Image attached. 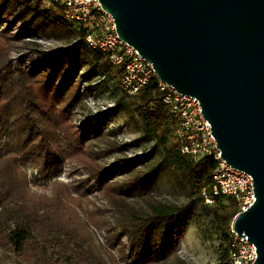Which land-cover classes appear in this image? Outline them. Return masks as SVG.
<instances>
[{
	"label": "trees",
	"instance_id": "1",
	"mask_svg": "<svg viewBox=\"0 0 264 264\" xmlns=\"http://www.w3.org/2000/svg\"><path fill=\"white\" fill-rule=\"evenodd\" d=\"M0 20L9 23L0 30V248L21 264H188L177 255L179 241L195 219L205 218L224 243L216 264H230L231 226L239 207L225 196L205 204L201 190L211 185L215 161L180 152L173 131L177 119L163 102L156 79L136 95H125L121 71L106 53L86 43L87 29L63 17L62 0L48 6L41 0H0ZM31 36L54 39L60 46L42 49ZM77 75L85 94L108 91L114 84L121 97L110 111L116 113L127 102L123 111L129 108L141 126L132 145L153 144L150 151L127 158L125 146L109 140L105 114L90 116ZM150 155L157 159L150 162ZM72 162L89 175L73 191L84 198V189L93 183L113 211L110 219H88L107 230L118 261L105 257L90 239L77 215L75 206L81 203L71 199L70 188L54 181L50 198L27 190V168L50 180ZM165 172L186 202H163L154 195Z\"/></svg>",
	"mask_w": 264,
	"mask_h": 264
},
{
	"label": "water",
	"instance_id": "2",
	"mask_svg": "<svg viewBox=\"0 0 264 264\" xmlns=\"http://www.w3.org/2000/svg\"><path fill=\"white\" fill-rule=\"evenodd\" d=\"M158 80L195 98L220 157L253 181L231 229L264 264V0H97Z\"/></svg>",
	"mask_w": 264,
	"mask_h": 264
},
{
	"label": "built area",
	"instance_id": "3",
	"mask_svg": "<svg viewBox=\"0 0 264 264\" xmlns=\"http://www.w3.org/2000/svg\"><path fill=\"white\" fill-rule=\"evenodd\" d=\"M45 6L56 0H41ZM62 15L72 23L87 29L86 43L106 53L112 67L121 71L120 89L127 96L136 95L150 79L155 78L163 94V102L177 119L173 131L180 144V152L192 157H210L215 161L211 172V185L201 190L205 204H212L217 196L232 197L239 213L254 202L252 178L231 168L220 157L221 153L204 120L199 102L190 96L177 93L172 87L160 82L152 64L145 61L129 44L120 40L113 18L97 0H62ZM238 213V214H239ZM231 229L228 258L230 264H252L256 259L255 247Z\"/></svg>",
	"mask_w": 264,
	"mask_h": 264
},
{
	"label": "rangeland",
	"instance_id": "4",
	"mask_svg": "<svg viewBox=\"0 0 264 264\" xmlns=\"http://www.w3.org/2000/svg\"><path fill=\"white\" fill-rule=\"evenodd\" d=\"M8 25V22L0 20V30L7 29ZM14 29V31L17 30L16 28ZM29 39L38 43L42 49L60 46L57 41L51 38L45 39L40 38L39 36H31ZM17 54L18 53L16 52L13 53L14 56ZM98 80H101L100 77L94 81L97 82ZM76 81H78L80 93L85 95L83 102L86 106V110H88L90 116H100L105 114L103 120L104 132L108 135L110 141L125 146V155L127 158L142 156L148 150L150 151L153 144L132 145V142L140 136L141 126L138 124L137 118L129 108L123 111L128 103H122L116 113L110 111V109H113L115 106L114 99H119L121 97L114 88V84L109 83L108 91L104 92L103 90L99 91V93L94 92L91 94H85L83 91L85 83L80 81L79 75L76 76ZM111 95H114L115 98ZM74 119L77 125L81 123L80 117H78L77 114H75ZM150 156V162L157 159L154 155ZM108 163L112 164L113 160L108 159ZM87 179H89V175L85 168L74 162L63 164L57 176L50 180H46L44 177L38 175L37 172L33 173L31 168H27L26 172V180H31V183L27 185V190L32 195L46 198L52 197L54 187L51 184L54 181L70 188L71 199L81 203L80 206H74L76 207L79 221L84 227L86 226L87 234L90 239L97 249L101 250L105 257L111 255L116 261H118L120 259L118 248L109 243L110 238L107 230L103 227H96L89 221V219L91 220V217L94 220H99L102 216L105 219H110V217L113 216V211L111 210L110 205H108L106 198L103 197L93 183H90V190L87 191V188L84 189V198H82V194L79 196L73 191V187L76 186L78 182ZM157 182L158 185L154 188L153 193L158 199L163 202L176 204L186 202V198L177 188H175L173 176L170 175V172L161 174ZM58 189L59 191H63L62 187H59ZM65 202L70 203L71 201L68 199ZM111 223L113 224L114 222L111 221ZM121 243H124L128 247V242L125 238L122 239ZM221 247H224V243H222L220 236L212 223L205 218L195 219L187 228L184 237L179 241L177 255L188 264H216L223 249ZM127 263L128 262L126 261V263L123 262L121 264ZM0 264L21 263L18 262L17 257L13 253L0 248Z\"/></svg>",
	"mask_w": 264,
	"mask_h": 264
}]
</instances>
